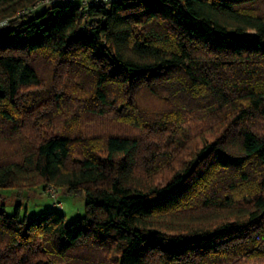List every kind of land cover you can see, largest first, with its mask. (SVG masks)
<instances>
[{
    "label": "trees",
    "instance_id": "16d2710c",
    "mask_svg": "<svg viewBox=\"0 0 264 264\" xmlns=\"http://www.w3.org/2000/svg\"><path fill=\"white\" fill-rule=\"evenodd\" d=\"M0 0V264H264V0Z\"/></svg>",
    "mask_w": 264,
    "mask_h": 264
},
{
    "label": "rangeland",
    "instance_id": "374dc122",
    "mask_svg": "<svg viewBox=\"0 0 264 264\" xmlns=\"http://www.w3.org/2000/svg\"><path fill=\"white\" fill-rule=\"evenodd\" d=\"M72 3L78 4L79 0ZM17 202L21 203L20 215L27 218L49 210L63 213L66 222L85 216L83 193H67L44 184L29 187L22 194L13 188L0 189V204L7 214L14 212Z\"/></svg>",
    "mask_w": 264,
    "mask_h": 264
},
{
    "label": "built area",
    "instance_id": "2783aa9c",
    "mask_svg": "<svg viewBox=\"0 0 264 264\" xmlns=\"http://www.w3.org/2000/svg\"><path fill=\"white\" fill-rule=\"evenodd\" d=\"M47 1H49V0H42V1L37 2V4H40V3H43V2H47ZM59 1H73V0H59ZM99 1H107V0H82L83 3H87V2H99ZM6 23H7V20L6 19L1 20L0 21V26L4 25Z\"/></svg>",
    "mask_w": 264,
    "mask_h": 264
},
{
    "label": "water",
    "instance_id": "95a60500",
    "mask_svg": "<svg viewBox=\"0 0 264 264\" xmlns=\"http://www.w3.org/2000/svg\"><path fill=\"white\" fill-rule=\"evenodd\" d=\"M7 30H8V26L7 25L0 27V34H3Z\"/></svg>",
    "mask_w": 264,
    "mask_h": 264
}]
</instances>
